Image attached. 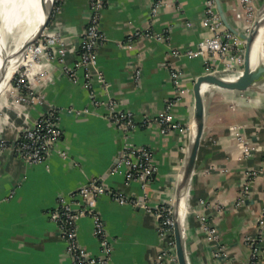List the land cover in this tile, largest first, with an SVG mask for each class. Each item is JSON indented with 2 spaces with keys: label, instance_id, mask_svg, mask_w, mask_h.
Listing matches in <instances>:
<instances>
[{
  "label": "crops",
  "instance_id": "crops-1",
  "mask_svg": "<svg viewBox=\"0 0 264 264\" xmlns=\"http://www.w3.org/2000/svg\"><path fill=\"white\" fill-rule=\"evenodd\" d=\"M221 1L231 22L241 29L248 30L264 15V0ZM154 4L155 0H108L101 19L106 40L99 49L105 81L93 75L92 90L82 70L78 80L64 70V65L72 66L78 58L89 0H64L52 18L50 29L59 31L66 41L63 63L57 56L45 55L29 77L30 88L41 100H18L21 90L7 96L10 107L0 108V139L13 143L26 125L51 108L59 113L63 133L40 162L27 161L9 147L0 151V264H73L52 212L63 199H76L78 189L90 182L121 188L139 198L147 193L151 206L174 201L190 134L178 129L165 133L161 126L143 124L142 119L159 115L174 99L171 112L190 132L194 84L206 72L207 58L185 53L214 30L203 22L207 0H163L152 15ZM241 47H233L230 54L240 55ZM237 62L225 56L215 64L229 73L243 68ZM172 67L182 72L179 87ZM110 97L135 115L138 125L128 138L105 116L106 106L94 104L95 98ZM205 107V128L184 218L188 259L190 264H250L251 247L246 240L257 234L264 212V85L245 90L213 85L206 92ZM86 108L89 111H82ZM126 142L146 145L154 153L157 169L145 189L139 181L125 184L123 167L111 168ZM97 209L113 249L106 262L93 264L157 261L162 238L153 211L105 194L98 197ZM201 215L217 228V239L210 237ZM77 228L80 243L92 256H99L101 242L93 218L81 216ZM221 245L226 254L216 256ZM262 248L264 264V243Z\"/></svg>",
  "mask_w": 264,
  "mask_h": 264
},
{
  "label": "built area",
  "instance_id": "built-area-1",
  "mask_svg": "<svg viewBox=\"0 0 264 264\" xmlns=\"http://www.w3.org/2000/svg\"><path fill=\"white\" fill-rule=\"evenodd\" d=\"M245 1H247V3L251 2V0ZM63 2L64 0H56L52 18L61 11ZM107 2L108 0H89V18L82 33L78 58L74 65H64L65 72L73 80H78L80 71L82 70L84 72L86 85L90 90L93 89V75L96 74L105 81L104 74L99 68V49L106 40V36L101 29V19ZM162 3L163 0H155V4L151 11L152 15L157 14ZM203 22L205 25L211 26L214 32L204 37L199 42L196 49H188L185 54L189 57L198 55L205 56L207 58L206 73L221 71L216 68L215 61L218 59L221 60L225 56H230V60L235 59L238 61L237 63L243 66L245 43L237 35L227 29L219 16L215 0H207L206 15ZM140 33L141 32L138 31L135 35ZM146 34L151 35V32L148 31ZM133 36L134 34L129 37V44L132 42ZM157 37L161 39V36ZM43 45L45 49L49 50V56H57L63 63L66 53L65 38L59 31L50 29L46 38L43 39L41 43L36 41L27 53L28 56L31 50H35V57L33 56L34 59H32L33 65L23 63L21 67L25 66V70L21 71L20 68L14 77V86L17 90L23 91V94H17L18 100L32 102L41 100L39 94L30 88L29 77L33 74L34 69L42 62L41 60L45 56L43 55ZM233 47H241L240 55L230 54ZM230 66L231 63L226 64L227 69H231ZM239 71L240 69L229 73L235 76L234 72ZM140 73L141 70L138 69L136 71L137 78L140 76ZM171 73L173 81L179 87L182 72L172 67ZM240 73L241 72L238 74ZM238 74H236V76ZM174 101V99L169 100L167 106L159 115L144 117L142 123L146 125L155 123L161 126L165 133L172 129H178L181 133L190 134L189 126L182 125L174 118L171 112ZM94 104L96 106L100 104L106 106L107 113L105 116L123 132L125 138H128L136 129L138 123L134 113L130 110L120 108L116 99L110 97L107 100L101 101L95 98ZM69 111L81 112L76 109H69ZM82 111H89V109L86 108ZM62 133L59 113L55 108H51L36 120L26 125L13 143H7L5 140L0 139V151L5 147H9L27 161L40 162L46 159L52 147L61 138ZM153 157L154 153L150 147L126 142L123 145L116 164V167H123L120 168V170L125 174V184L139 181L141 187L145 189L157 169ZM251 175L252 173L249 174L248 178H250ZM244 188L245 191L249 190L248 181L244 184ZM104 194L120 203H131L135 206L153 211L158 218V229L162 238V250L154 264H164L168 261L178 264L176 241L174 237L175 219L173 201H164L151 206L147 202V193L139 198L133 194L126 193L121 188L106 186L96 181L81 186L75 194L76 199L72 198L70 201L63 199L60 205L52 212L53 217L59 223L61 237L67 244V251L73 260V264H93L96 262H106L109 259L113 249V242L109 237L103 217L97 209V199ZM75 204H77V206H75ZM84 215H89L93 218L94 232L101 242V254L97 257L92 256L88 249L79 241L77 220ZM201 220L203 226L209 231L210 237L217 239V228L209 225L204 215H201ZM246 242L251 247L250 264H263L261 252L264 243V212L259 220L257 234L248 237ZM224 254H226L225 247L221 245L217 248L215 255L220 256Z\"/></svg>",
  "mask_w": 264,
  "mask_h": 264
},
{
  "label": "water",
  "instance_id": "water-1",
  "mask_svg": "<svg viewBox=\"0 0 264 264\" xmlns=\"http://www.w3.org/2000/svg\"><path fill=\"white\" fill-rule=\"evenodd\" d=\"M217 10L220 14V17L231 32L237 35L242 41L245 43V53H244V65L243 71L238 74V76L229 77L226 73L221 71H213V72H205L200 75L194 84V95H195V114L194 121L196 124V136L194 140L189 142L188 152L183 164L181 173L182 179L179 180L177 190L175 193V198L173 201L174 205V237L176 241V251L178 256L179 264H190L188 255L185 247L184 240V220L181 219L180 213L184 204V193L191 191V182L192 177L195 171L197 156L199 152V147L201 143V139L203 137L204 128H205V120H206V107H205V95L206 92L203 91V87L205 84H213L219 85L222 87H227L230 89H239L245 90L250 88L251 86L260 83L264 85V63H256L253 59V48L255 41L261 30L264 28V15L254 21L251 27L248 30L241 29L236 27L231 20L229 19L223 3L221 0H215ZM56 0H53L50 10L48 12V16L44 24L40 27L37 35L33 39H27L22 44L21 53L16 58V66L10 77L7 74V71L2 74L0 77V96L5 91V89L9 86V84L14 83V77L16 73L21 68L23 62L26 60L27 53L32 46V43H35L44 33L46 28L49 25L50 20L52 19L54 7ZM13 42V41H11ZM244 75V76H243ZM118 162H116L111 166L114 168Z\"/></svg>",
  "mask_w": 264,
  "mask_h": 264
},
{
  "label": "bare ground",
  "instance_id": "bare-ground-1",
  "mask_svg": "<svg viewBox=\"0 0 264 264\" xmlns=\"http://www.w3.org/2000/svg\"><path fill=\"white\" fill-rule=\"evenodd\" d=\"M53 0H0V77L7 71L10 77L16 67V58L21 53L22 44L27 39H33L40 27L47 19ZM263 31V30H262ZM263 33L257 37L253 48V59L256 63H264ZM13 41V42H11ZM34 43H32V46ZM35 50H31L24 64L33 65ZM34 56V57H33ZM234 77L231 73H226ZM238 76V75H237ZM244 76V75H243ZM213 84H205L204 92L212 89ZM17 88L13 83L3 91L0 96V106L10 107L7 96L16 95ZM17 104V103H15ZM12 110V109H11ZM12 112V111H11ZM196 136V124L193 120L190 126V140ZM189 146V145H188ZM182 179V173L179 180ZM185 199L181 209V219L185 218L189 201V191L184 193Z\"/></svg>",
  "mask_w": 264,
  "mask_h": 264
},
{
  "label": "rangeland",
  "instance_id": "rangeland-1",
  "mask_svg": "<svg viewBox=\"0 0 264 264\" xmlns=\"http://www.w3.org/2000/svg\"><path fill=\"white\" fill-rule=\"evenodd\" d=\"M51 21H52V19L50 20L49 25L46 28V30L44 31V33L42 34V36L37 40L39 43H41L42 40L45 39L46 36L48 35V32L50 30V23H51ZM43 52H44L43 55L49 56V50L48 49H45V46L44 45H43ZM42 59H44V58H42ZM243 59H244V56H243ZM243 65H244V62H243ZM24 70H25V66L21 67V71H24ZM242 71H243V68H241L239 72H242ZM239 72H234V75L236 76V74H238ZM19 95H21V94L19 93ZM0 108H1V106H0ZM5 116H6V114H5ZM173 209H174V205H173Z\"/></svg>",
  "mask_w": 264,
  "mask_h": 264
}]
</instances>
